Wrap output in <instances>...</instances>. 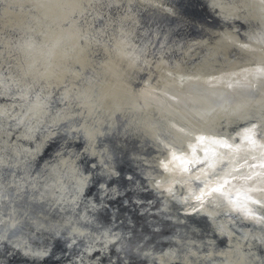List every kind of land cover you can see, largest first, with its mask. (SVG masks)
<instances>
[{"label": "bare ground", "instance_id": "6f19581e", "mask_svg": "<svg viewBox=\"0 0 264 264\" xmlns=\"http://www.w3.org/2000/svg\"><path fill=\"white\" fill-rule=\"evenodd\" d=\"M257 201L264 0H0V264H264Z\"/></svg>", "mask_w": 264, "mask_h": 264}, {"label": "snow or ice", "instance_id": "6c2138e0", "mask_svg": "<svg viewBox=\"0 0 264 264\" xmlns=\"http://www.w3.org/2000/svg\"><path fill=\"white\" fill-rule=\"evenodd\" d=\"M203 139V137L201 138ZM226 146H229V145H226ZM230 147V146H229ZM173 158L175 159V154H173ZM214 191L216 192H221L222 191V188L221 187H216L215 189H213ZM206 194H210V193H206ZM257 203H264V201H257Z\"/></svg>", "mask_w": 264, "mask_h": 264}, {"label": "rangeland", "instance_id": "374dc122", "mask_svg": "<svg viewBox=\"0 0 264 264\" xmlns=\"http://www.w3.org/2000/svg\"><path fill=\"white\" fill-rule=\"evenodd\" d=\"M182 158H183V156H182ZM182 158H180V159H182Z\"/></svg>", "mask_w": 264, "mask_h": 264}]
</instances>
